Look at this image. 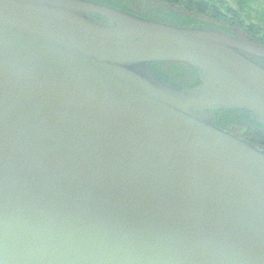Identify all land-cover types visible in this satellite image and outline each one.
Wrapping results in <instances>:
<instances>
[{"label":"water","instance_id":"95a60500","mask_svg":"<svg viewBox=\"0 0 264 264\" xmlns=\"http://www.w3.org/2000/svg\"><path fill=\"white\" fill-rule=\"evenodd\" d=\"M252 57L217 27L0 0V264H264V150L214 115L264 126Z\"/></svg>","mask_w":264,"mask_h":264},{"label":"trees","instance_id":"16d2710c","mask_svg":"<svg viewBox=\"0 0 264 264\" xmlns=\"http://www.w3.org/2000/svg\"><path fill=\"white\" fill-rule=\"evenodd\" d=\"M111 5L150 20L176 26L202 24L220 28L247 42L264 46V0H91ZM252 59L264 67V59ZM178 63H155L162 65ZM177 74H185L188 71ZM162 76V75H161ZM161 76L159 77L161 79ZM190 88V87H188ZM215 125L264 150V126L250 114L235 110H220Z\"/></svg>","mask_w":264,"mask_h":264},{"label":"flooded vegetation","instance_id":"af4514ba","mask_svg":"<svg viewBox=\"0 0 264 264\" xmlns=\"http://www.w3.org/2000/svg\"><path fill=\"white\" fill-rule=\"evenodd\" d=\"M185 66H187V65H185ZM151 68L154 70V72L157 74L158 77H160L162 75L161 76L162 80H164L165 82H168L174 86L187 87L188 88V87H192V86L196 85L199 82L198 81V74L192 68H188L187 73L177 74L176 76L173 75L170 71H168L169 69L166 70L163 67L156 69V67L154 65H152ZM214 115H218V117H220L218 111H214Z\"/></svg>","mask_w":264,"mask_h":264},{"label":"rangeland","instance_id":"374dc122","mask_svg":"<svg viewBox=\"0 0 264 264\" xmlns=\"http://www.w3.org/2000/svg\"><path fill=\"white\" fill-rule=\"evenodd\" d=\"M161 67H163L164 69H169L171 70L173 73H181L182 71H185L186 67H181V66H176V65H162Z\"/></svg>","mask_w":264,"mask_h":264}]
</instances>
